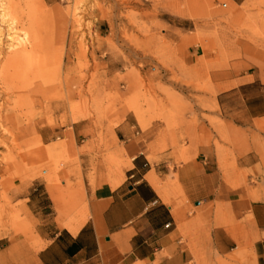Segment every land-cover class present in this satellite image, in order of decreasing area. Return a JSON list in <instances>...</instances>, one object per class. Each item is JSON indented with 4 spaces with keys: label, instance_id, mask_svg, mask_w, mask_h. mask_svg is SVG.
I'll return each mask as SVG.
<instances>
[{
    "label": "rangeland",
    "instance_id": "rangeland-1",
    "mask_svg": "<svg viewBox=\"0 0 264 264\" xmlns=\"http://www.w3.org/2000/svg\"><path fill=\"white\" fill-rule=\"evenodd\" d=\"M227 1L0 0V235L36 245L27 204L40 182L69 186L84 177L93 191L124 179L130 159L114 130L125 122L144 132L162 120L172 137H183L197 136L205 121L229 140L222 121L207 115L220 111L209 71L239 57L241 41L264 45V0L249 8ZM188 47L202 54L199 72L179 65L176 76L168 54ZM213 53L221 59L209 61ZM165 82L197 90L172 91ZM247 175L264 195L261 171L233 172L232 185L246 184ZM245 254L243 263L264 264V240Z\"/></svg>",
    "mask_w": 264,
    "mask_h": 264
},
{
    "label": "crops",
    "instance_id": "crops-1",
    "mask_svg": "<svg viewBox=\"0 0 264 264\" xmlns=\"http://www.w3.org/2000/svg\"><path fill=\"white\" fill-rule=\"evenodd\" d=\"M231 1L249 8L253 0ZM201 55L188 47L167 59L175 61L176 76H183L179 65L194 76ZM224 60L222 70L209 71L220 111L207 115L222 121L229 140L205 121L197 136L183 137H172L162 120L144 132L123 123L114 132L124 137L130 159L124 179L93 191L84 177L69 186L38 183L41 189L27 204L37 243L0 235V264H245V253L253 256L264 240V195L248 175L246 184L233 186L232 173L264 172V45L241 41L239 57ZM163 84L177 92L197 90L195 84ZM192 107L200 119L199 106ZM192 119L184 115V123Z\"/></svg>",
    "mask_w": 264,
    "mask_h": 264
},
{
    "label": "bare ground",
    "instance_id": "bare-ground-1",
    "mask_svg": "<svg viewBox=\"0 0 264 264\" xmlns=\"http://www.w3.org/2000/svg\"><path fill=\"white\" fill-rule=\"evenodd\" d=\"M201 1V0H200ZM2 17V16H1ZM80 224V223H79ZM72 229V228H71Z\"/></svg>",
    "mask_w": 264,
    "mask_h": 264
}]
</instances>
